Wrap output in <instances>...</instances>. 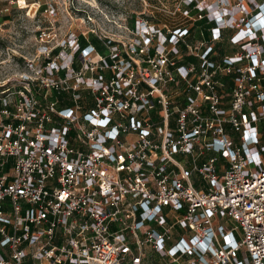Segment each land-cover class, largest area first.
<instances>
[{
  "label": "built area",
  "instance_id": "1",
  "mask_svg": "<svg viewBox=\"0 0 264 264\" xmlns=\"http://www.w3.org/2000/svg\"><path fill=\"white\" fill-rule=\"evenodd\" d=\"M176 12L210 38L168 53L188 29L139 19L120 65L46 53L0 88V264H264V0ZM224 30L238 52L210 53Z\"/></svg>",
  "mask_w": 264,
  "mask_h": 264
},
{
  "label": "rangeland",
  "instance_id": "2",
  "mask_svg": "<svg viewBox=\"0 0 264 264\" xmlns=\"http://www.w3.org/2000/svg\"><path fill=\"white\" fill-rule=\"evenodd\" d=\"M176 1L0 0V88L17 85L18 76L31 73L26 68L27 63L33 60V64H38L54 47H59L58 52L53 56L49 54L48 57L54 59L58 65L76 60L75 68L84 65L85 61L95 66L98 53L89 46L83 52L88 53L89 57L82 58L79 54L75 57L73 41L76 43L78 34L87 36L92 33L99 39L113 42L109 46V52L117 54V64L120 65L121 53H130L132 46L140 45L139 41L145 42L139 38L136 20H146L162 33H166V29L190 25L191 20H187L181 13H169ZM40 5H44L45 9L39 11ZM132 15L133 29L129 27ZM230 36L231 34L227 38L224 33L223 36L220 35L218 47L224 48L226 53L238 52V45L229 41ZM157 43H161L160 37L154 39L153 43L141 45L138 54L133 56L138 65H143L141 59L142 53L147 51L146 47ZM173 48L176 49L173 53H181L180 48L172 47L170 50ZM81 94L83 101L86 96L83 92ZM210 156L215 155L206 152L203 160ZM174 158L180 163L185 162V166L189 165V159L179 154Z\"/></svg>",
  "mask_w": 264,
  "mask_h": 264
},
{
  "label": "trees",
  "instance_id": "3",
  "mask_svg": "<svg viewBox=\"0 0 264 264\" xmlns=\"http://www.w3.org/2000/svg\"><path fill=\"white\" fill-rule=\"evenodd\" d=\"M44 9H45L44 5L39 6V11L44 10ZM133 25H134V15H132L130 17L129 27L131 29H133V27H134ZM212 25H213L212 23H206L204 19L197 21L191 27L193 32H194V37L200 38L201 36H203L204 38L199 39V40H208L207 35H206V29L211 27ZM220 35L223 36V31L220 32ZM217 41L218 40L211 43V52L210 53H226L224 48H222L220 46L218 47ZM76 42H77V50L74 51L75 57H77L79 50H82L85 47L89 46L91 49H94L96 51V53L102 55L108 64H110L112 62L111 59L109 58V53H110L109 52V46L114 44L113 42L106 41L103 39H99L96 35H94L92 33H88L87 36H84L82 34H78L76 36ZM153 42H154V40L152 41V43ZM194 42H196V41H194V39L189 36V37H185V39H183V41H177L176 44L173 45L172 47L180 48L181 53H189L187 48H186V45H193ZM163 45L167 47V46H170V43L168 41H164ZM155 46H156V44L151 46V47H148L147 53H154ZM172 47H170V48H172ZM58 50H59V47H54L53 49H51L50 54L53 56L58 52ZM136 50H137V52L139 51L138 48H136ZM172 51L174 52V51H176V49L173 48L172 50H169L168 53H173ZM121 57L128 60L127 56L124 53H121ZM193 60H194L193 57L184 56L181 61L187 62V61H193ZM75 62H76V60L72 61L71 66L74 67ZM61 96H63V93L59 94L58 97H61ZM60 104L65 105L68 103L63 101ZM195 186L197 188L200 187L198 185H195Z\"/></svg>",
  "mask_w": 264,
  "mask_h": 264
},
{
  "label": "crops",
  "instance_id": "4",
  "mask_svg": "<svg viewBox=\"0 0 264 264\" xmlns=\"http://www.w3.org/2000/svg\"><path fill=\"white\" fill-rule=\"evenodd\" d=\"M190 14L193 16V17H198V13H196V11H191L190 12ZM204 18H198L197 20H195V21H193L192 23H190V25L188 26V27H186V26H180V27H186L187 29H188V31H187V35L185 36V37H192L193 39H194V41H198L199 39H203L204 37L203 36H201L200 38H196V37H194V32H193V30H192V25L194 24V23H196L197 21H199V20H203ZM205 20V19H204ZM205 22H206V20H205ZM207 23V22H206ZM192 30V31H191ZM223 33L227 36V38H228V36L231 34V32L230 31H226V30H224L223 31ZM206 35H207V39H209L210 38V36H211V33H210V27L209 28H207L206 29ZM185 37H184V39H185ZM192 184H193V186L195 187V188H197L195 185H198V186H200V187H198L197 189H200V188H203L202 187V184L200 183V181H199V178L198 177H196V176H193V178H192Z\"/></svg>",
  "mask_w": 264,
  "mask_h": 264
},
{
  "label": "clouds",
  "instance_id": "5",
  "mask_svg": "<svg viewBox=\"0 0 264 264\" xmlns=\"http://www.w3.org/2000/svg\"><path fill=\"white\" fill-rule=\"evenodd\" d=\"M258 26H253V28H257ZM87 47H85L84 49H82V51H84Z\"/></svg>",
  "mask_w": 264,
  "mask_h": 264
},
{
  "label": "bare ground",
  "instance_id": "6",
  "mask_svg": "<svg viewBox=\"0 0 264 264\" xmlns=\"http://www.w3.org/2000/svg\"><path fill=\"white\" fill-rule=\"evenodd\" d=\"M240 36V34L239 35H237V37H239Z\"/></svg>",
  "mask_w": 264,
  "mask_h": 264
}]
</instances>
